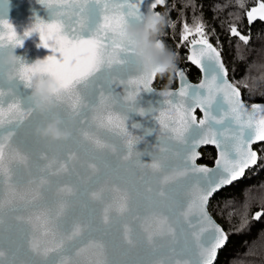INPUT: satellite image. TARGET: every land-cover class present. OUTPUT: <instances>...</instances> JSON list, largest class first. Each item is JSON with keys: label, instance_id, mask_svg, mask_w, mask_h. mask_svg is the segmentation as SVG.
Instances as JSON below:
<instances>
[{"label": "snow or ice", "instance_id": "snow-or-ice-1", "mask_svg": "<svg viewBox=\"0 0 264 264\" xmlns=\"http://www.w3.org/2000/svg\"><path fill=\"white\" fill-rule=\"evenodd\" d=\"M37 3L48 18L35 16L21 36L0 0V50L38 33L52 53L0 68V264H213L230 232L209 199L257 165L264 104L246 107L200 22H185L180 37H195L187 60L204 74L199 83L178 71L176 90L156 92L157 76L138 73L124 29L160 15L166 0ZM257 18L264 21V2L247 12L249 23ZM230 35L250 39L235 26ZM36 73L64 93L43 113L28 91ZM53 119L69 140L37 135ZM204 144L219 151L215 167L196 163Z\"/></svg>", "mask_w": 264, "mask_h": 264}, {"label": "trees", "instance_id": "trees-1", "mask_svg": "<svg viewBox=\"0 0 264 264\" xmlns=\"http://www.w3.org/2000/svg\"><path fill=\"white\" fill-rule=\"evenodd\" d=\"M260 2L264 0H166L163 7L157 8L167 21L160 39L176 53L183 24L187 22L194 27L197 22L203 23L209 42L221 51L229 81L240 88L245 104L264 103V21L249 23L247 20V12L258 7ZM233 26L250 37L247 45L230 35ZM179 56L176 71L183 70L191 82H197L199 72L186 61V49L180 47ZM176 71L157 76L153 87L175 88ZM253 149L260 157L257 165L209 201V213L226 232H230L213 264H264V218L261 221L252 219L256 211H264V142L254 145ZM214 158L215 150L204 147L200 150L198 163L211 166ZM244 211H247L246 216L241 215ZM222 215L226 219L221 218Z\"/></svg>", "mask_w": 264, "mask_h": 264}, {"label": "clouds", "instance_id": "clouds-1", "mask_svg": "<svg viewBox=\"0 0 264 264\" xmlns=\"http://www.w3.org/2000/svg\"><path fill=\"white\" fill-rule=\"evenodd\" d=\"M166 24L164 15L148 13L141 23L129 25L124 29V37L133 42L132 59L137 71L146 80H151L153 75L163 77L176 71V54L159 43ZM15 49L5 46L0 50V68L8 69L13 66L18 57ZM29 90L34 109L42 113L55 106L57 96L64 95L51 76L40 73L32 76ZM36 133L52 141H67L71 136L70 130L61 128L59 121L55 119L46 122L43 127H38Z\"/></svg>", "mask_w": 264, "mask_h": 264}, {"label": "water", "instance_id": "water-1", "mask_svg": "<svg viewBox=\"0 0 264 264\" xmlns=\"http://www.w3.org/2000/svg\"><path fill=\"white\" fill-rule=\"evenodd\" d=\"M163 6L164 5H158V7H163ZM5 7H7V5H5ZM47 11H48L47 9H44L40 4L37 3V0H8V11H7V14H6V18L14 25V27L16 28L18 34L22 36L24 30L32 22V20L34 19L35 16H39L42 19L47 20V18H48ZM155 11H157V9ZM256 20H260V19L257 18ZM252 22H254V21H252ZM15 52H16L17 56L22 58L28 64L35 63L37 60H43L48 55L52 54L50 49H46V48H44L42 46V44L40 42V39H39L38 33H33L31 36H29L28 38L24 39L22 47L16 48ZM190 54H191V52H190V46H189L188 49H187V56L190 55ZM187 56H186V61L190 65H192L191 61L187 60ZM192 66L198 70V72H199V80L197 82H191L188 79V77L186 76V74H185V76L187 78V81L189 83H193V84L199 83V81L201 79H203V75L204 74L195 65H192ZM178 71H183V70H177L176 73ZM176 73H175V76H176V87L175 88H172V89H157V88L153 87L156 90V92H162V91H165V90L166 91H168V90H173V91L176 90L178 88V86H179V77L176 75ZM153 84H154V82H153ZM28 91H30V90H28ZM259 104H264V103H259ZM251 105L252 104H249V105L246 104V107H248L250 109ZM195 115L197 117V120H199V119H201L203 117V113L200 111L199 108H197L195 110ZM134 119L138 120L140 118L139 117H134ZM146 139L149 140L150 142H154V137H147ZM263 142L264 141H258V142L253 143L252 148H253L254 145L260 144V143H263ZM138 147L143 149V147H144L143 143H141ZM204 147H212L215 150V158H214L213 163H212L211 166H207V165H203V164H199L198 163L199 158H200V150L202 148H204ZM253 150L256 151L255 149H253ZM196 151L199 153V156H198V158L196 160V163L198 165H203V166H207V167H210V168L211 167H215V161H216V159L219 156V151H218V149H216L215 145H212V144L199 145V146L196 147ZM252 167H250V168H252ZM247 170L248 169H246L245 172ZM210 199H209V201H210ZM221 249H218L217 255H218L219 250H221ZM216 258H217V256H216Z\"/></svg>", "mask_w": 264, "mask_h": 264}, {"label": "built area", "instance_id": "built-area-1", "mask_svg": "<svg viewBox=\"0 0 264 264\" xmlns=\"http://www.w3.org/2000/svg\"><path fill=\"white\" fill-rule=\"evenodd\" d=\"M193 38H195V37L194 36H190L189 37V41H182L181 40V43L179 44V46H176V48H175L176 53L175 54H176L177 58H180V56H179L180 47H182L183 49H186V51H187L188 47L190 46V40L193 39ZM178 70H180V69H178Z\"/></svg>", "mask_w": 264, "mask_h": 264}, {"label": "rangeland", "instance_id": "rangeland-1", "mask_svg": "<svg viewBox=\"0 0 264 264\" xmlns=\"http://www.w3.org/2000/svg\"><path fill=\"white\" fill-rule=\"evenodd\" d=\"M181 43V39L180 41L176 42V46H179V44ZM176 48V47H175ZM179 59V58H178Z\"/></svg>", "mask_w": 264, "mask_h": 264}]
</instances>
